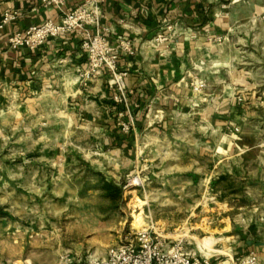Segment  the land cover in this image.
I'll use <instances>...</instances> for the list:
<instances>
[{
	"label": "rangeland",
	"instance_id": "rangeland-1",
	"mask_svg": "<svg viewBox=\"0 0 264 264\" xmlns=\"http://www.w3.org/2000/svg\"><path fill=\"white\" fill-rule=\"evenodd\" d=\"M245 6L259 12L238 23L236 36L246 45L240 81L256 91L244 140L256 146L250 158L225 160L204 129L188 126L147 133L138 155L124 158L56 112L10 105L0 112V264L104 256L146 228L223 254L264 230V0ZM141 212L147 226L138 229Z\"/></svg>",
	"mask_w": 264,
	"mask_h": 264
},
{
	"label": "crops",
	"instance_id": "crops-1",
	"mask_svg": "<svg viewBox=\"0 0 264 264\" xmlns=\"http://www.w3.org/2000/svg\"><path fill=\"white\" fill-rule=\"evenodd\" d=\"M83 1L58 6L44 0H0V21L6 12L17 13L0 29V112L10 105H30L34 114L56 112L68 125L91 130L107 150L124 158L138 155L145 134L185 126L204 129L225 160L250 158L256 146L244 140L256 91L240 81L245 74L238 69L239 48L245 42L236 36L242 19L259 14L244 8L256 0H105L101 25L110 42L118 46L120 38L129 39L136 51L121 50L120 55L127 105L116 102L118 92L107 72L88 86L80 83L79 70L87 66L83 33L50 39L36 49L9 46V35L59 19ZM160 32L166 41L154 40ZM217 36L224 40L217 43ZM195 77L209 81V88L195 92ZM121 111L131 126L128 135L119 127ZM255 233L235 240L223 254L255 252L264 264V230L258 227Z\"/></svg>",
	"mask_w": 264,
	"mask_h": 264
},
{
	"label": "built area",
	"instance_id": "built-area-1",
	"mask_svg": "<svg viewBox=\"0 0 264 264\" xmlns=\"http://www.w3.org/2000/svg\"><path fill=\"white\" fill-rule=\"evenodd\" d=\"M67 0H44L47 5H64ZM105 0H84L70 11H66L59 19L51 18L40 25H33L24 31L16 32L8 36L11 49L18 50L23 47L36 49L44 45L48 40L67 36L75 32L85 35L81 48L86 56V68L79 70L78 79L84 86L110 74V85L118 95L116 102L127 105V86L125 77L127 73L119 68L121 50L128 54L136 53L129 39L120 38L118 46L113 45L107 37L108 29L101 25L103 3ZM17 18L16 12H6L0 21V29L10 24ZM168 28H171L169 26ZM168 36L163 32L158 33L154 40L164 42ZM218 40L221 37L217 38ZM191 87L195 92H203L207 88L204 79L193 78ZM128 110V109H127ZM131 115V112L128 110ZM126 113L119 112V124L125 132H129L131 126L122 117ZM62 264H262V260L255 252L244 255L206 254L204 252L190 250L183 240H173L166 236L153 232L149 228L136 233L134 239L122 243L111 249L106 255L88 253L79 258L66 256Z\"/></svg>",
	"mask_w": 264,
	"mask_h": 264
},
{
	"label": "bare ground",
	"instance_id": "bare-ground-1",
	"mask_svg": "<svg viewBox=\"0 0 264 264\" xmlns=\"http://www.w3.org/2000/svg\"><path fill=\"white\" fill-rule=\"evenodd\" d=\"M133 226L137 227L138 229H143V228H145L147 226L146 223H145V220H144L142 212L137 214V215H135V220L133 222ZM159 234H161V233H159Z\"/></svg>",
	"mask_w": 264,
	"mask_h": 264
},
{
	"label": "trees",
	"instance_id": "trees-1",
	"mask_svg": "<svg viewBox=\"0 0 264 264\" xmlns=\"http://www.w3.org/2000/svg\"><path fill=\"white\" fill-rule=\"evenodd\" d=\"M104 188H106V189H112V185L108 181H106L104 183Z\"/></svg>",
	"mask_w": 264,
	"mask_h": 264
}]
</instances>
